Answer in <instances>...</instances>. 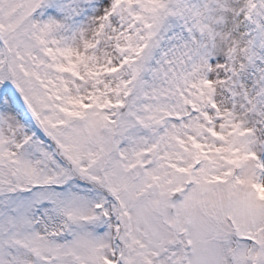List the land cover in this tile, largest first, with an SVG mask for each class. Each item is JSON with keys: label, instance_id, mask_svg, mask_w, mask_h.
Returning <instances> with one entry per match:
<instances>
[{"label": "snow or ice", "instance_id": "1", "mask_svg": "<svg viewBox=\"0 0 264 264\" xmlns=\"http://www.w3.org/2000/svg\"><path fill=\"white\" fill-rule=\"evenodd\" d=\"M0 264H264V0H0Z\"/></svg>", "mask_w": 264, "mask_h": 264}]
</instances>
